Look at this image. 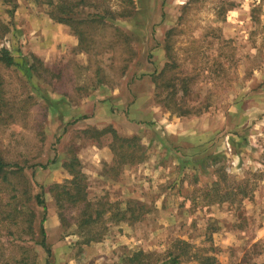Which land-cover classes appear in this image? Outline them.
I'll list each match as a JSON object with an SVG mask.
<instances>
[{
	"label": "rangeland",
	"instance_id": "1",
	"mask_svg": "<svg viewBox=\"0 0 264 264\" xmlns=\"http://www.w3.org/2000/svg\"><path fill=\"white\" fill-rule=\"evenodd\" d=\"M86 1L0 0V264H264V0Z\"/></svg>",
	"mask_w": 264,
	"mask_h": 264
},
{
	"label": "trees",
	"instance_id": "2",
	"mask_svg": "<svg viewBox=\"0 0 264 264\" xmlns=\"http://www.w3.org/2000/svg\"><path fill=\"white\" fill-rule=\"evenodd\" d=\"M4 2H9V0H3ZM31 2H33L34 4H39L40 0H30ZM47 4V6L52 9L48 14L49 16L52 18V20H54L57 23H65L70 25L71 23L74 22V18H73V11L75 9V7H77L79 5V3H82L84 5H87V1L86 0H79V2H75L73 0H44ZM127 3L132 4L133 0H126ZM103 18V17H102ZM94 18L91 19V21H93ZM86 20H81L79 23H83ZM1 57L0 59L2 61H4L6 63V65L10 66L13 65V60L11 58V56H9V53L6 50H1ZM110 129H106V132H108ZM103 132V131H102ZM13 166L11 164H8L6 162H4L1 158H0V176H2L3 180H6V174H7V170L8 169H12ZM75 181V180H73ZM215 193L217 192V190H213ZM221 202V201H220ZM37 204L39 206H42L43 203L42 201H40L39 198H37ZM43 210L45 211V207L43 206ZM41 227V225H40ZM186 245V244H184ZM42 247H45L44 241H42ZM139 255H141V253H135L133 255L134 258H137Z\"/></svg>",
	"mask_w": 264,
	"mask_h": 264
},
{
	"label": "crops",
	"instance_id": "3",
	"mask_svg": "<svg viewBox=\"0 0 264 264\" xmlns=\"http://www.w3.org/2000/svg\"><path fill=\"white\" fill-rule=\"evenodd\" d=\"M140 100H138V99H135V102H136V104H138V102H139ZM115 102L117 103V102H120L119 101V98L117 99V100H115ZM106 125H112V123L110 122V120L112 119H110L109 118V115H107V113L108 112H110V103H109V100L107 101L106 100ZM105 104L104 105H100L99 107L97 106L96 107V113H95V116L97 117L98 116V112H99V110H101L104 106H105ZM115 118V117H114ZM99 126H103L102 124H99Z\"/></svg>",
	"mask_w": 264,
	"mask_h": 264
}]
</instances>
